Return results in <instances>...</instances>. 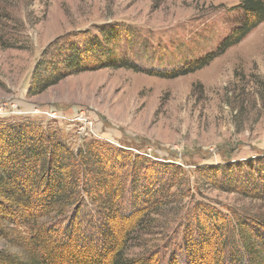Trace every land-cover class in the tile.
Returning <instances> with one entry per match:
<instances>
[{
    "label": "rangeland",
    "instance_id": "1",
    "mask_svg": "<svg viewBox=\"0 0 264 264\" xmlns=\"http://www.w3.org/2000/svg\"><path fill=\"white\" fill-rule=\"evenodd\" d=\"M240 2L0 0V122L54 127L74 150L98 142L173 164L192 183L199 168L262 157L264 23L202 70L174 79L153 74L163 63L172 67L211 50ZM104 36L115 39L98 57L121 59L123 68L67 76L29 95L47 53L58 61L60 52ZM202 192L186 203L213 205L231 217L264 214L257 202ZM0 250L22 253L3 239Z\"/></svg>",
    "mask_w": 264,
    "mask_h": 264
},
{
    "label": "trees",
    "instance_id": "2",
    "mask_svg": "<svg viewBox=\"0 0 264 264\" xmlns=\"http://www.w3.org/2000/svg\"><path fill=\"white\" fill-rule=\"evenodd\" d=\"M231 12L233 25L211 50L153 74L206 68L264 23V0H241ZM112 37L60 52L58 61L47 53L29 95L67 76L123 68L121 59L98 57ZM197 170L192 183L173 164L98 142L74 150L54 127L0 122V239L22 252L0 250V264H264V214L231 217L186 203L205 189L264 205V155Z\"/></svg>",
    "mask_w": 264,
    "mask_h": 264
}]
</instances>
